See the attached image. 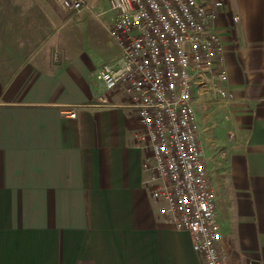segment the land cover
<instances>
[{
  "label": "crops",
  "instance_id": "0c3cea01",
  "mask_svg": "<svg viewBox=\"0 0 264 264\" xmlns=\"http://www.w3.org/2000/svg\"><path fill=\"white\" fill-rule=\"evenodd\" d=\"M200 1L223 2L234 94L195 102L223 244L228 264H264V0ZM77 14L0 0V264H206L144 188L150 150L132 143L124 87L97 81L121 48L106 60L56 36Z\"/></svg>",
  "mask_w": 264,
  "mask_h": 264
},
{
  "label": "built area",
  "instance_id": "2783aa9c",
  "mask_svg": "<svg viewBox=\"0 0 264 264\" xmlns=\"http://www.w3.org/2000/svg\"><path fill=\"white\" fill-rule=\"evenodd\" d=\"M57 2L67 14L93 8L86 0ZM110 6V35L121 56L103 65L96 78L108 92L124 87V106L139 117L140 130L131 139L150 150L143 163L144 188L165 222L191 234L206 264H228L195 109L208 93L225 104L234 100L216 27L223 2L110 0ZM65 114L77 117L74 108Z\"/></svg>",
  "mask_w": 264,
  "mask_h": 264
},
{
  "label": "rangeland",
  "instance_id": "374dc122",
  "mask_svg": "<svg viewBox=\"0 0 264 264\" xmlns=\"http://www.w3.org/2000/svg\"><path fill=\"white\" fill-rule=\"evenodd\" d=\"M90 5L97 1V6L92 10L84 9L81 13L73 16L67 26L60 29L56 36L71 38L75 50L82 54H97L102 59H109L118 54V49L110 35L112 27L110 0H86ZM110 63V62H108ZM209 95V93H208ZM204 96V95H203ZM203 100V97H201ZM201 103L204 116L207 111L206 105Z\"/></svg>",
  "mask_w": 264,
  "mask_h": 264
}]
</instances>
